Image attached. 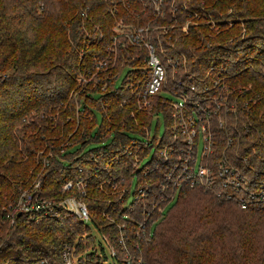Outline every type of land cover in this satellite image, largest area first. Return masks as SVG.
Listing matches in <instances>:
<instances>
[{
  "label": "trees",
  "instance_id": "trees-1",
  "mask_svg": "<svg viewBox=\"0 0 264 264\" xmlns=\"http://www.w3.org/2000/svg\"><path fill=\"white\" fill-rule=\"evenodd\" d=\"M119 21L149 26V38L164 61L181 57L171 72V85L163 88L168 96L157 95L151 113L152 106L139 109L137 105L148 78L146 51L116 43L114 25ZM123 70L126 73L117 85ZM92 72L94 77L89 76ZM206 72L217 76L218 88L206 84ZM181 74L180 86L176 79ZM192 74L204 91L183 87ZM84 79L94 82L91 90H85ZM178 86L182 88L177 94L186 95L188 115L194 114L195 99L205 102L220 96L225 108H230L225 111L223 103L217 112L214 104L207 108L211 163L225 159L253 178L261 177L264 0H0V264L53 260L54 251L40 247L36 235H15L28 229L25 213L15 210L21 195L40 207L45 200H60L61 182L74 180L103 188L95 176L104 172L98 166L102 157L119 152L125 156L131 140L143 141L153 115H163L162 134L177 120L171 116L169 93L175 95ZM206 93L211 96L203 99ZM200 115V123L207 126L205 114ZM90 142L100 145L85 150ZM147 148L153 155L152 142ZM83 163L93 166L86 170ZM119 166L114 174L125 181L131 164L124 159ZM78 168L79 179L71 173ZM54 175L59 180L50 186ZM190 195L177 210L180 197L161 208L166 218L153 222L152 239L143 254L145 264H264V206L244 210L220 201L210 191ZM9 220H13L12 231ZM92 223L100 231L93 219ZM77 226L93 242L90 225L78 222ZM40 227L47 234L55 229L49 224ZM6 236L10 241L3 247ZM76 257L77 264H101L104 249L93 244Z\"/></svg>",
  "mask_w": 264,
  "mask_h": 264
},
{
  "label": "rangeland",
  "instance_id": "rangeland-1",
  "mask_svg": "<svg viewBox=\"0 0 264 264\" xmlns=\"http://www.w3.org/2000/svg\"><path fill=\"white\" fill-rule=\"evenodd\" d=\"M120 68L121 67L114 73L115 76L119 74L118 71ZM173 71L174 70L168 69L166 71V86L171 85V79H173L171 72L173 74ZM95 73L96 72H92L89 76L94 77ZM125 73L126 71L123 70L120 77L117 79V85H121ZM189 73L191 72H187V74ZM206 74L209 75L206 84L211 85L212 88H218L219 80L217 76L209 72H206ZM182 75L183 74L178 77L179 79H176L178 84L180 83V86L182 84L180 81ZM194 75L196 76V74ZM194 75L192 74L189 76L191 77L189 81L186 76L187 81H183V87L186 89L190 87L189 90L191 92H197V90L204 91L201 89L199 78H194ZM83 85L85 90H91L94 86V82L89 83L88 79H84ZM191 87H194V90H191ZM181 88L182 87L178 86V88L173 89L175 95L169 96L173 101H178L177 93L181 91ZM162 93L168 96L164 90L159 94ZM210 96V93H206L203 99ZM219 97L220 96H214L211 100L205 102H202V100L198 102L197 99L193 100L191 103L194 104L193 109L196 113L195 117H197L199 113L204 114V109L213 104L215 105L213 112H217L221 104L225 101L223 98L220 99ZM153 101L154 99L151 102V106L154 105ZM223 105L224 110L227 111L228 109L225 108L226 106L224 103ZM153 110L154 106L151 107L149 113L153 112ZM171 110L174 111V113H178L179 118L172 124H168L165 134H162L164 132L163 115L160 113L153 115L150 121V130H147L142 137L143 141L133 139L128 143L131 148V150H129L130 153L127 149L125 156H121L123 152H119L120 154H118L116 152L118 148H116L115 153L117 154L114 156L113 154L111 156L106 155L102 157L99 163L97 162L99 164L98 166L104 169L102 173H95V176L103 182V188L96 189L90 186L95 189L94 191L89 188V186H85V183L81 185L73 184L69 188H64L61 182L60 190L62 195L61 198H59L60 200H45L39 207L42 210L39 209L40 211L38 210L37 213L36 211L35 213L28 212L25 211V209L20 211L21 207L24 205V195L22 194L20 200H18L16 204L15 210L25 213L23 217L28 218V221L26 220L28 229L25 231H16L15 235L21 234L22 232L36 235L37 240L35 241L40 247L50 249V252L54 251V255L51 257L54 259L51 261L46 260L45 264H77L78 261L76 256H78L81 250H91L93 244L96 246L101 245L104 249L105 257L102 258L101 264H115L110 255L109 248L103 241V236L112 248L114 257L117 260L121 262L128 260L130 263L139 262L145 264L143 254L144 249L147 247L146 243L152 239L151 235H153L154 230L151 228L153 222L158 221L159 223L164 219L165 216H161L160 213L161 208L171 203V201L169 202L172 194L170 184L178 182L181 185L182 182L185 181L183 187L189 185L188 188L180 191L178 195L180 199L177 202L178 205L175 208L176 210L183 205L185 200L193 197V195H190L191 191L197 194H200L201 191L202 193L203 191L214 193L212 189L204 187L211 182L207 181L204 176H201L198 173V169L193 170V168L197 167V165L193 164V155L197 150L196 160L198 161L204 147L202 139L198 137L200 126L196 125L192 127L194 128V137L189 144V136L192 135V131L185 127L183 121L186 117H190L188 115L189 108H176L173 106ZM202 116L203 115H200V117L197 118L200 119ZM96 117L97 123L99 124L101 118L100 114L96 113ZM179 119H182V121H179ZM212 123L214 122H211V124ZM207 127L211 130L210 122L207 123ZM154 133L155 135L153 137ZM196 139H198L197 146L195 144ZM148 142H152L154 146L153 155H151V151L147 148ZM98 145H100V142H90L84 149L88 150ZM209 150L210 152L206 156L207 159L211 153V148ZM116 155L120 157H116ZM124 159H127L131 164V172H129L125 181L114 174V170L120 168L119 165ZM95 160L97 159L95 158ZM204 162L203 160V163ZM91 166H93V164L83 163L81 167L88 170L91 169ZM78 172H81L79 168L76 171L73 170L71 173L75 174V177L79 179L82 174ZM154 173L159 176L158 179L155 178ZM55 176L56 175L52 177V184L50 186H53L54 183L59 180H57ZM188 177H193L194 184L192 186L189 181H186ZM71 181L75 182L74 180ZM212 188L218 193H223L217 181L212 185ZM140 193H144L143 196H141ZM154 195L157 197H154ZM25 196L27 197L26 194ZM223 199H220V201L236 205L232 200L227 201L225 198ZM32 207L35 210L38 208L35 206ZM63 207L66 209H63ZM84 210L90 214L101 231L97 230L94 225L88 223L92 229L91 235L93 236V242L87 236L86 231L82 227V229L79 230L77 226L79 216L83 214ZM19 212L17 216H19ZM27 213L30 214L27 215ZM9 214H12V211ZM12 221L9 220L7 222L9 231L14 230ZM45 224L55 225V229L49 231L47 234V231L40 227ZM148 230L151 232L149 237L147 234ZM8 241H10V237H4L1 246L4 247V242ZM133 243L134 247L135 244H137L139 249L134 248L133 250ZM15 249H17L16 251L19 253L23 252L21 246H16Z\"/></svg>",
  "mask_w": 264,
  "mask_h": 264
},
{
  "label": "built area",
  "instance_id": "built-area-1",
  "mask_svg": "<svg viewBox=\"0 0 264 264\" xmlns=\"http://www.w3.org/2000/svg\"><path fill=\"white\" fill-rule=\"evenodd\" d=\"M159 7L156 6V9ZM149 26H140V25H134V24H124L122 21L117 22L114 25V40L116 43H119L121 45H134L144 48L146 51V55L144 57L145 66L148 70V78L145 80L139 94L137 97V105L139 109H145L151 106L152 100L155 98V96L159 95V93L163 90L164 85L166 84L167 79V65H170V69L174 70L177 69V63L181 61V57L176 58H168L165 61L163 60V56L159 54L157 51L156 46L154 45V42L151 41L149 38ZM183 29H186V25L183 27ZM155 41L160 44L161 39L157 37ZM161 51V46L159 47ZM103 63H99L101 65ZM173 71V72H174ZM191 90H194V87H191ZM170 96H173L171 93H169ZM178 101H172L171 106H175L176 108H183L185 107V101H186V95H178ZM230 110V108H227ZM204 114L206 116V121L210 122L209 119L210 111H208L207 107L204 109ZM172 117L178 119L179 114L174 113V111L171 112ZM195 111L193 116L189 115L190 117H186L184 121L185 127L188 128V130L192 131V135L189 136V144L192 142V139L194 137V128L193 126H200L199 130V138L202 139L204 143L203 151L200 155L199 160L197 161V150L195 151V154L193 155V164L197 165L196 168H193V170L198 169V173L201 176H204V178L207 179V181L211 182L209 184H206L204 187L210 188L215 193L216 197L219 199L225 198V200L229 201L232 200L237 206H239L241 209H248L251 206L255 205H261L264 206V173L263 175L256 176L253 178L251 175L246 173L245 171L241 170L240 167L235 166L233 164H230L225 159H218L216 162L211 163L209 159L206 158V156L210 152L211 143H210V133L207 129V126H205L203 123H200L199 118L195 117ZM179 121H182V119H179ZM219 124H221V119L218 120ZM205 133V134H204ZM198 139H196L195 144L197 146ZM212 151V150H211ZM130 153V151H129ZM203 160L205 161L203 163ZM81 171V168H79ZM253 169H250V171ZM213 177V178H212ZM181 178V177H179ZM186 181H189L190 185L192 186L194 184L193 177H188ZM218 182L223 193L216 192L212 185L215 182ZM185 181L182 182L180 185L178 182L170 184L172 194L169 199V202H173L176 198H178L179 193L181 190H184L185 188H188L189 185L183 187ZM73 184L81 185L83 182L76 181L73 183V181L68 180L63 184L64 188H69ZM38 183L35 185L37 186ZM144 193H140L141 196H143ZM154 197H157L154 195ZM223 197V198H222ZM224 200V199H223ZM26 202V203H25ZM167 202V203H169ZM24 205L21 207L22 211L25 209V211H30L33 209L32 206L38 207L36 205H33L29 202V198L27 196L23 198ZM70 204V203H69ZM39 208V207H38ZM63 209H66L63 207ZM79 221L81 223L87 224L92 222V217L89 213L83 212L79 216ZM148 237L151 235L150 230H148ZM104 243L109 248V252L111 257L114 259V253L112 248L110 247L109 243L107 242L106 238L103 237ZM123 241V240H121ZM124 242V241H123ZM139 249L138 245L133 243V250ZM122 264H142V263H130L128 260H125L122 262Z\"/></svg>",
  "mask_w": 264,
  "mask_h": 264
},
{
  "label": "clouds",
  "instance_id": "clouds-1",
  "mask_svg": "<svg viewBox=\"0 0 264 264\" xmlns=\"http://www.w3.org/2000/svg\"><path fill=\"white\" fill-rule=\"evenodd\" d=\"M80 222V221H79ZM82 224H84V223H82ZM90 224H92V225H94L92 222H90ZM84 225H88V223L87 224H84ZM95 226V225H94ZM98 230V229H97ZM103 236V235H102ZM104 237V236H103Z\"/></svg>",
  "mask_w": 264,
  "mask_h": 264
}]
</instances>
